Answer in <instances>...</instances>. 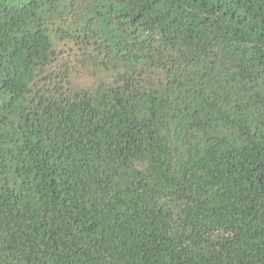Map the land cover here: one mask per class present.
Wrapping results in <instances>:
<instances>
[{
    "label": "trees",
    "instance_id": "obj_1",
    "mask_svg": "<svg viewBox=\"0 0 264 264\" xmlns=\"http://www.w3.org/2000/svg\"><path fill=\"white\" fill-rule=\"evenodd\" d=\"M0 264H264V0H0Z\"/></svg>",
    "mask_w": 264,
    "mask_h": 264
}]
</instances>
